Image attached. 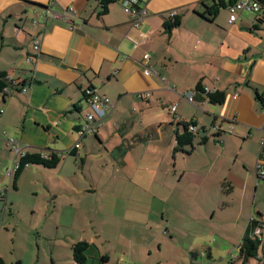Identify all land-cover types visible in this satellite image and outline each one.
Returning <instances> with one entry per match:
<instances>
[{
  "label": "crops",
  "instance_id": "obj_1",
  "mask_svg": "<svg viewBox=\"0 0 264 264\" xmlns=\"http://www.w3.org/2000/svg\"><path fill=\"white\" fill-rule=\"evenodd\" d=\"M201 1L147 0L148 13L136 21L121 0L104 15L99 0H0V72L7 74L11 90H0V110H4L0 189L5 190L0 197L1 221L6 208L13 212L20 207L21 173L32 166L44 167L29 164L10 178L8 171L16 158L7 139L17 138L26 153L69 154L66 151L78 141V129L90 111L85 94L93 87L111 98L113 108L98 131L99 139L92 136L107 149L119 148L122 163L146 143L137 156L142 160L153 155L152 166L145 169L171 176L164 177L161 186H171L174 178L180 183L191 162L199 179L197 191L214 192L215 203L229 199L238 204L239 233L244 234L251 217L264 222V179L257 173L264 153V22L245 10L230 23V13L223 9L213 21L206 20L198 14L207 8ZM191 5L194 10H186ZM71 6L76 16L70 20L65 10ZM176 9L182 23L169 35L164 31L165 16ZM35 40L40 41L39 50L34 48ZM149 66L157 73L146 75ZM200 82L224 91L225 101L210 102L197 91ZM193 91L194 103L184 97ZM191 121L200 134L193 146L186 147L190 153L174 154L176 134ZM215 124L223 131H214ZM231 124L233 132L228 131ZM87 136L91 135L80 139L77 155L83 152ZM149 146L155 152L147 154ZM224 182L232 186L228 194ZM103 254L112 264L124 263L123 253L115 260L110 253L98 256ZM0 257L7 264L24 262V256L9 254L3 247ZM53 264L77 263L72 252L58 254Z\"/></svg>",
  "mask_w": 264,
  "mask_h": 264
},
{
  "label": "rangeland",
  "instance_id": "obj_2",
  "mask_svg": "<svg viewBox=\"0 0 264 264\" xmlns=\"http://www.w3.org/2000/svg\"><path fill=\"white\" fill-rule=\"evenodd\" d=\"M187 9L193 11V5ZM129 127L133 130L132 121ZM83 141V152L64 154L59 167L32 166L21 173L19 209L6 208L2 221L0 214L5 252L24 256L23 264H53L58 254L72 255V244L86 239L94 244L88 264H105L100 253H110L113 260L123 253V264H191V252L198 253L197 263L226 264L238 255L243 235L235 219L238 204L229 199L215 203L214 192L197 191L191 162L180 183L174 178L171 186H161L171 176L147 170L153 155L137 156L148 144L124 164L119 148L108 150L92 135ZM247 264L261 263L252 259Z\"/></svg>",
  "mask_w": 264,
  "mask_h": 264
},
{
  "label": "trees",
  "instance_id": "obj_3",
  "mask_svg": "<svg viewBox=\"0 0 264 264\" xmlns=\"http://www.w3.org/2000/svg\"><path fill=\"white\" fill-rule=\"evenodd\" d=\"M119 0H99L100 2V15H104L109 11L110 5L112 3H115ZM209 0H202L201 3H203L207 8L205 13H198L200 16H202L204 19L213 21L214 18L218 15L219 11L226 8L228 9V5L231 2L230 0H212L213 3L209 5L207 2ZM254 2H258L260 4V10L259 11H251L252 13L256 14L257 21L262 23L264 22V0H251ZM229 11V9H228ZM245 11V10H244ZM249 11V10H247ZM243 12V10H240L238 14ZM230 13V11H229ZM208 14V15H206ZM237 18V20H238ZM236 20V21H237ZM229 21V18H228ZM235 21V22H236ZM233 22V23H235ZM182 23V14H179V11L171 10L168 12V14L165 16V22H164V31L171 35L172 31L179 27ZM231 23V22H230ZM257 25H254L253 29H257ZM36 50V49H35ZM8 77L5 72H0V90L4 92V88L8 86ZM20 85H23L20 83ZM205 86L201 82L197 86V91L202 92L203 94H206L209 101L214 104H222L225 101L226 94L224 91H219L215 87L208 86L212 91L209 93L205 92ZM92 88V87H91ZM216 90H213V89ZM7 93V92H5ZM86 98L88 99L87 93L85 94ZM108 96V95H107ZM258 98L263 100V97L259 94ZM111 99V98H110ZM112 101V100H111ZM191 125H196L195 121L186 122L184 123V132L183 133H177L176 134V146L174 148V154L177 152H186L190 153L189 150L186 149L187 146H193L194 139L200 134L198 129H191ZM220 129H214L213 130L217 132L223 131ZM197 126V125H196ZM99 131V130H98ZM98 131L95 133H90L87 135H94L96 138L98 137ZM205 131V130H204ZM204 139V138H203ZM206 141V139L204 140ZM202 141V142H204ZM74 148L69 151H66L67 153L76 156L77 152ZM63 154L61 153H52L48 157L42 156V154L39 153H27L25 156L21 157L20 159V166L18 171L16 172L15 176L17 177L27 165L29 164H38L42 165L46 168H56L62 161ZM81 161L84 162V159L81 158ZM258 173V170H257ZM259 176V174H258ZM260 178V177H259ZM262 179V178H260ZM223 187L225 188L226 192H229L232 188L230 183L224 182ZM261 220L256 217H251L248 226L241 238L240 243L238 244V255L236 257L231 258L226 264H238L239 261H241L243 264L249 263L252 259L258 260L261 264H264V238H263V229L261 228L260 232L257 233L256 230L259 226V222ZM263 222V221H261ZM92 244L89 243L86 240L77 241L72 244L71 249L73 252L74 260L77 264H88V259L90 255H88V251L90 250ZM191 256L193 261L191 264H200L196 262V259L198 257V253L191 252ZM208 256L211 257V252L208 251ZM100 260L102 262H105L106 264L110 263L109 256L106 254L100 255ZM0 264H7L5 260L0 257ZM15 264H22L21 261H17ZM112 264V263H110Z\"/></svg>",
  "mask_w": 264,
  "mask_h": 264
},
{
  "label": "built area",
  "instance_id": "obj_4",
  "mask_svg": "<svg viewBox=\"0 0 264 264\" xmlns=\"http://www.w3.org/2000/svg\"><path fill=\"white\" fill-rule=\"evenodd\" d=\"M231 2L228 5V9L230 11V16H229V22L233 23L237 20L238 18V12L240 10H249V11H259L260 10V4L258 2H254L251 0H230ZM147 0H121V3L124 7V10L127 13H130L136 21H139L145 15L148 13V7L147 5L145 6V3ZM65 16L67 19H74L76 16V10L71 6L66 8L65 10ZM58 15V14H57ZM63 16V15H62ZM81 23V21H80ZM34 48L36 50L40 49V41L35 40L34 42ZM150 58V54L146 53L145 54V59L148 60ZM146 75H150L152 73H157V70H155L153 67L149 66L146 67L144 70ZM14 83H17V81H14ZM205 92L209 93L212 90L208 87L205 86ZM25 90V89H24ZM213 90H216L215 88ZM4 92L10 93L11 90L8 87L4 88ZM87 96H88V102L90 104V111H88L84 117V122L83 124L79 127L78 129V141L74 144L73 148H79L80 147V139L86 136L87 134L90 133H95L97 132L100 127L103 125V120L104 118L109 114V112L113 108L112 101L109 96L106 94L100 93L97 89L95 88H89L87 91ZM196 91L193 92H186L184 93V97L189 101L194 103V95ZM142 97H147L149 94H142ZM176 110V105L172 106L171 111ZM4 110L1 109L0 113H2ZM191 129H197V126L191 125ZM214 129L219 130L220 126L216 125L214 126ZM234 127L232 124L228 128L229 132H233ZM8 145L14 151L15 153V160L13 162L12 168L8 171V175L10 178L16 174V172L19 169L20 166V159L21 157L25 156L27 153L24 150V146L22 143L15 137H10L7 139ZM262 157L260 158L258 165H257V170L259 177L264 179V153L261 155ZM5 194L4 189H0V197ZM261 228H264V222H259V226L256 230L257 233L260 232Z\"/></svg>",
  "mask_w": 264,
  "mask_h": 264
}]
</instances>
